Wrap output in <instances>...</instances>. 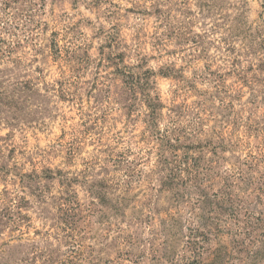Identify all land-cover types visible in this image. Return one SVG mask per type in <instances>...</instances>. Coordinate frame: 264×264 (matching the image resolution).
<instances>
[{
  "label": "rangeland",
  "instance_id": "obj_1",
  "mask_svg": "<svg viewBox=\"0 0 264 264\" xmlns=\"http://www.w3.org/2000/svg\"><path fill=\"white\" fill-rule=\"evenodd\" d=\"M0 264H264V0H0Z\"/></svg>",
  "mask_w": 264,
  "mask_h": 264
}]
</instances>
